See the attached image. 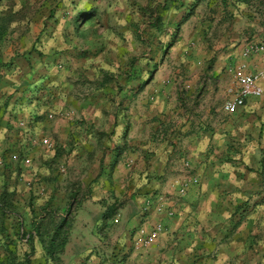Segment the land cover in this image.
Listing matches in <instances>:
<instances>
[{"label": "rangeland", "instance_id": "374dc122", "mask_svg": "<svg viewBox=\"0 0 264 264\" xmlns=\"http://www.w3.org/2000/svg\"><path fill=\"white\" fill-rule=\"evenodd\" d=\"M242 1L0 0V18L7 23L0 39V78L14 80L36 67V79L46 75L42 100L63 104L54 123L64 127L62 136L34 137L39 162L19 172L13 194L0 199L2 224L23 227V238L33 229L30 244L37 243L42 256L53 240V264H136L118 251L121 231L100 217L103 207L110 215L125 205V198L112 203L110 162L117 157L128 168L134 147L129 115L146 113L151 123L165 116L155 96L185 114L206 116V127L208 115L222 112L225 94L210 71L216 44L234 22L242 26L250 19ZM248 1L255 6L262 0ZM258 11L264 14L254 9L256 17ZM188 12L193 13L180 24ZM109 153L115 156L106 168L109 188L103 194ZM132 236L127 240L142 248ZM15 240L7 235V241ZM30 244L17 251L19 260L30 253Z\"/></svg>", "mask_w": 264, "mask_h": 264}, {"label": "crops", "instance_id": "0c3cea01", "mask_svg": "<svg viewBox=\"0 0 264 264\" xmlns=\"http://www.w3.org/2000/svg\"><path fill=\"white\" fill-rule=\"evenodd\" d=\"M241 3L250 19L242 26L234 22L230 33L216 44L210 71L225 94L223 102L231 84L227 68L240 63V53L248 44L264 45V14L258 11L256 17L252 12L264 9V0L255 6L248 0ZM248 62L251 70L264 69L262 54ZM34 71L36 67L22 70L14 80L0 78V194L8 196L14 192L17 174L39 162L34 137L62 136L64 130L54 123L63 104L42 100L46 75L36 79ZM261 86L262 96L247 100L236 113H224L222 102L220 114L208 115V127L203 122L206 116L185 114L175 104H161L156 96L153 100L165 115L161 120L151 123L146 113L137 115V111L129 115L134 147L128 152V168L117 157L110 162L112 203L125 198V205L110 215H105L104 207L99 211L104 223L122 233L118 251L129 254L136 264H264V78ZM129 102L135 107L136 96ZM20 121L25 127H20ZM111 155L115 156L109 153L104 160L103 194L109 188L105 173ZM183 186L185 191L179 194ZM148 203L152 207L143 211ZM158 206L161 214L155 211ZM156 222L163 224V231L150 246L137 248L127 240L132 234L136 239L139 230L148 232ZM23 229L0 220L1 258L30 244L27 240L35 231L26 230L23 238ZM7 235L16 240L7 241ZM36 244H30V263L53 264L55 258L42 256Z\"/></svg>", "mask_w": 264, "mask_h": 264}, {"label": "built area", "instance_id": "2783aa9c", "mask_svg": "<svg viewBox=\"0 0 264 264\" xmlns=\"http://www.w3.org/2000/svg\"><path fill=\"white\" fill-rule=\"evenodd\" d=\"M258 54L264 55V45L250 43L241 51L240 63L234 67L230 66L227 68L226 72L231 78V84L227 90V98L222 104L224 113H236L245 106L247 100L262 96L263 89L261 80L264 78V69L251 70L248 62L250 58ZM43 141L48 148L51 147L48 140ZM184 191L185 186L179 190V194H183ZM156 212L161 214L163 212L162 207H157ZM167 215L172 216V213L169 211ZM162 231L163 224L156 222L148 232L145 233L143 230H140L138 237L135 239V243L139 247L146 248L157 239Z\"/></svg>", "mask_w": 264, "mask_h": 264}, {"label": "trees", "instance_id": "16d2710c", "mask_svg": "<svg viewBox=\"0 0 264 264\" xmlns=\"http://www.w3.org/2000/svg\"><path fill=\"white\" fill-rule=\"evenodd\" d=\"M190 10H191V8H189ZM189 14L186 16H183L182 18H181V20H180V24H182L188 17H189V15H191L193 12H188ZM5 27H6V18H4V17H1L0 18V39L3 37L2 36V34H3V32L5 31ZM146 84H147V82H146ZM145 85V84H144ZM141 87H143V86H141ZM7 197V195H6V192H2L1 194H0V199L1 198H3V197ZM62 224L59 226V229H61L62 228ZM32 240V236L31 235H29V238H28V242H30ZM64 244H65V242L64 241H62V242H60V244H59V247H63L64 246ZM53 245H55L54 244V242H53V240L49 243V248L47 249V252H46V255H48V254H53L56 250H55V247L53 246ZM30 253L28 254V253H26L25 254V256H24V258L22 259V260H19L18 259V257H17V250L16 249H14L13 251H10L9 250V252H7L8 254V256H5L4 257V259L7 261L6 262V264H31L30 262V259H29V257L31 256V254L33 253V249H32V247L30 246ZM3 258H1L0 257V264H4L5 262L3 261L4 260ZM17 260V261H16Z\"/></svg>", "mask_w": 264, "mask_h": 264}]
</instances>
